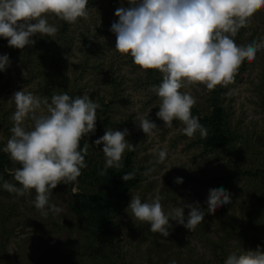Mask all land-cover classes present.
Returning a JSON list of instances; mask_svg holds the SVG:
<instances>
[{
	"label": "rangeland",
	"instance_id": "374dc122",
	"mask_svg": "<svg viewBox=\"0 0 264 264\" xmlns=\"http://www.w3.org/2000/svg\"><path fill=\"white\" fill-rule=\"evenodd\" d=\"M126 6L127 0H89L87 18L70 24L68 43H63L59 30L55 39L41 37L54 55L61 50L66 73L76 77L66 85L67 90L88 94L100 106L101 98L113 100L110 109L113 123L106 128L128 129L125 139L134 145L133 163L144 168L140 184L129 191L130 199L133 195L139 196L142 202H151L159 195L165 212L196 201L207 209L204 201L209 189L222 185L230 192L231 200L212 212L206 211L203 221L192 231L171 221L169 235L163 237L151 232L147 222L136 220L134 223L130 210L126 211L129 199L119 214L123 222L121 244L125 264H224L221 257L225 260L233 251L257 246L264 250V48L256 53L255 59L245 65L244 60L241 62L224 94L223 104L229 111L230 123L243 134L244 146L235 152L226 148L204 149L194 141L196 134L188 137L181 131L182 122L173 121L170 128L163 125L155 115L159 106L153 105L159 103V98L152 91L153 84L147 81V69L114 48L116 36L109 29L111 23L118 20L115 10ZM48 22L59 29L61 19L49 14ZM37 36L39 34L32 39ZM235 37L237 45L264 37V7L255 10L247 26L241 27ZM34 45L19 49L0 44V54L7 53L10 58L6 70L0 72L2 146L11 134H5L1 114L9 113L12 127L15 104L11 97L15 91L31 92L41 100V111L47 113L43 101L48 95L41 85L44 71L40 63L32 64V59L26 55ZM180 90L188 92L202 111H208V89L203 84L186 85ZM141 115H148L157 124L150 135L143 133L134 121ZM32 125L30 119L25 120L26 129ZM106 128L88 140L91 154L98 160H105V156L102 143L97 145L94 141ZM161 149L166 150L167 155L163 162L157 163L156 154ZM247 168L260 171L249 174L245 171ZM177 176L183 177L182 183L174 182ZM13 185L20 187L18 182ZM3 192L1 190L0 213L8 217L4 223L10 225V230L0 223V264H92L62 254L68 252L71 242L78 238L74 230L58 229L65 225L67 218L72 219L68 214V191L49 197L50 203L61 211L49 212L46 216L34 206V190L23 195ZM184 211L187 215L189 209ZM53 223L58 225L57 231H53ZM2 242L6 243L3 249ZM152 243L154 245H150Z\"/></svg>",
	"mask_w": 264,
	"mask_h": 264
},
{
	"label": "clouds",
	"instance_id": "9594fccd",
	"mask_svg": "<svg viewBox=\"0 0 264 264\" xmlns=\"http://www.w3.org/2000/svg\"><path fill=\"white\" fill-rule=\"evenodd\" d=\"M88 3L89 0H0V38H6L9 46L19 49L35 44L32 37L36 34L55 39L58 27L48 22V15L72 24L79 18H87ZM127 5L115 10L118 20L109 29L116 36L114 48L131 56L133 63L142 69L161 73L160 83L152 85L159 98V103L153 106H159L155 115L165 127L180 121L184 125L181 131L188 137L197 132L205 137L207 128L191 112L194 98L180 89L199 83L212 90L218 84L229 83L244 59H255L256 53L264 48V37L244 45H237L233 37L247 26L256 9L264 7V0H127ZM9 64L8 54H0V72ZM11 99L15 104L11 136L0 151L19 163L20 167L8 171L20 187L8 181H3L0 187L17 195L34 190L33 203L41 215L59 213L61 209L50 203V194L58 183L77 182L81 169L86 167L80 140L95 132L100 105L88 94L72 96L64 92L53 94L50 103L45 101L44 114L41 100L31 92L15 91ZM26 119L33 122L30 129L25 127ZM134 121L148 135L157 128L148 115ZM126 135V128H106L94 141L97 145L102 143L104 170L120 167L125 150H133L134 145L125 139ZM166 155V150H159L157 163L163 162ZM174 182L182 183L183 177H175ZM71 192H79L75 183ZM230 200L231 194L224 186L214 185L204 201L207 209L196 201L165 212L159 195L151 202H142L139 196L131 195L126 211L130 210L134 223L147 222L151 232L167 237L171 221L192 231L203 221L206 211L212 212ZM185 208L189 209L187 215ZM224 264H264V250L257 246L233 251Z\"/></svg>",
	"mask_w": 264,
	"mask_h": 264
},
{
	"label": "trees",
	"instance_id": "16d2710c",
	"mask_svg": "<svg viewBox=\"0 0 264 264\" xmlns=\"http://www.w3.org/2000/svg\"><path fill=\"white\" fill-rule=\"evenodd\" d=\"M70 24L61 20L59 25V36H62L63 43H68V29ZM42 36H37L35 45L26 55L32 59L31 63H40L42 71H44L42 87L45 88L47 95L43 102H50L53 94L68 93L72 96L80 95V91L74 94L67 90V84L76 77L72 78L66 73L61 63L62 53L57 50V55L51 52L50 48L45 45ZM237 43V37L233 38ZM0 44L9 46L6 38H0ZM19 51L18 49H14ZM32 52V53H31ZM23 55V54H22ZM24 57V55H23ZM249 60L244 59V65ZM147 81L150 84L158 85L162 79L161 73L156 69H147ZM235 73L233 77H235ZM71 77V78H70ZM227 84H218L212 90H208L206 101L208 103V111H202L197 104L191 108L194 116L198 117L199 122L207 128V135L201 137L199 132L195 133L194 141L201 144L204 149H223L226 148L230 152H235L244 146L243 134L231 125L229 119V111L223 104L224 94L227 90ZM93 100V97H90ZM101 106L97 110L96 129L94 133H88L80 140V150L84 155L86 167L81 169L77 182L58 183L52 189L50 197L57 196L62 190L68 191V214L72 215V219L67 218L65 225L58 229L63 231L69 229L76 231L78 238L71 242L69 251L63 252V256L73 259H83L92 264H125V254L123 253L121 244V227L122 220L119 217L122 206L130 199L129 191L131 188L140 184L143 177L144 168L141 165L133 163V151H127L121 158L120 167H109L104 170L105 160H98L93 157L90 151L89 138L99 131L105 129L113 123L110 109L112 99L105 101L100 99ZM42 103V102H41ZM4 125V132L7 136L11 134V126L9 124V113L1 114ZM9 120V121H7ZM0 141V148H2ZM20 167L19 163L13 162L6 152L0 151V176L9 183H16L13 176L8 170H14ZM103 170V174L101 171ZM246 173L258 174L259 169L254 172L247 168ZM126 174H131L128 179H122ZM234 174H237L234 173ZM227 178L228 176H223ZM13 180V181H12ZM19 183V182H18ZM79 189L78 194H72L71 188L73 184ZM6 192L7 190L0 188ZM3 192V193H4ZM256 196H254L255 198ZM258 198V197H257ZM8 217L4 213H0V223L7 222ZM7 230L10 225L4 223ZM55 227L53 231H57L58 225L53 223ZM6 227H4L6 229ZM7 232L6 230H3ZM5 242L1 243L2 249ZM154 245V243L150 244ZM221 248L224 249L223 243ZM224 262V258L221 257Z\"/></svg>",
	"mask_w": 264,
	"mask_h": 264
}]
</instances>
